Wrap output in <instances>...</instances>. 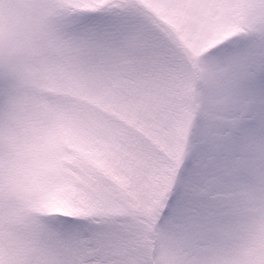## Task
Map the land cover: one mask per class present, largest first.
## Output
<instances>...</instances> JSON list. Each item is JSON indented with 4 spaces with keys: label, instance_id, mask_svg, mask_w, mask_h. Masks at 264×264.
Segmentation results:
<instances>
[{
    "label": "snow or ice",
    "instance_id": "6c2138e0",
    "mask_svg": "<svg viewBox=\"0 0 264 264\" xmlns=\"http://www.w3.org/2000/svg\"><path fill=\"white\" fill-rule=\"evenodd\" d=\"M0 264H264V0H0Z\"/></svg>",
    "mask_w": 264,
    "mask_h": 264
}]
</instances>
